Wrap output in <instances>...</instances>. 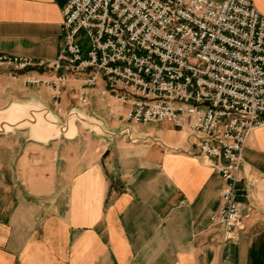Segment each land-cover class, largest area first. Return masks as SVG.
Returning a JSON list of instances; mask_svg holds the SVG:
<instances>
[{"label":"crops","instance_id":"crops-1","mask_svg":"<svg viewBox=\"0 0 264 264\" xmlns=\"http://www.w3.org/2000/svg\"><path fill=\"white\" fill-rule=\"evenodd\" d=\"M67 1L0 0V55L54 60ZM253 2L264 15V0ZM25 78L0 65V103L34 102L62 122L74 109L84 119L48 140L31 127L0 132V264H264V125L242 150L237 200L252 211L227 240L211 219L224 180L186 130L127 120V104L96 89L83 107L74 90L56 100L47 83Z\"/></svg>","mask_w":264,"mask_h":264},{"label":"built area","instance_id":"built-area-1","mask_svg":"<svg viewBox=\"0 0 264 264\" xmlns=\"http://www.w3.org/2000/svg\"><path fill=\"white\" fill-rule=\"evenodd\" d=\"M62 14L54 60L1 54L0 65L47 83L56 100L74 90L83 107L96 89L127 104V120L186 130L224 180L212 222L237 239L252 211L237 200L242 150L264 125V15L253 0H68Z\"/></svg>","mask_w":264,"mask_h":264},{"label":"bare ground","instance_id":"bare-ground-1","mask_svg":"<svg viewBox=\"0 0 264 264\" xmlns=\"http://www.w3.org/2000/svg\"><path fill=\"white\" fill-rule=\"evenodd\" d=\"M76 118H80L82 120L84 119V117L77 112L71 114L69 118V124L71 126L73 125ZM15 125L31 126L34 135L43 140H48L49 138H51V136H53V132L54 134H60L61 132L57 127L56 117L54 116V114L50 110H48V113L46 115L38 107V104H34L32 102H12L8 107L0 110V127L8 130L13 128V126ZM68 133L71 134L70 131Z\"/></svg>","mask_w":264,"mask_h":264},{"label":"water","instance_id":"water-1","mask_svg":"<svg viewBox=\"0 0 264 264\" xmlns=\"http://www.w3.org/2000/svg\"><path fill=\"white\" fill-rule=\"evenodd\" d=\"M31 103V102H30ZM32 103H34V102H32ZM34 104H37V103H34ZM42 109H44L42 112H44L46 115H47V113H48V110L49 109H47V108H41V110ZM74 111H76V110H74ZM77 112V111H76ZM78 113V112H77ZM78 114H80L81 116H82V114L81 113H78ZM55 116V115H54ZM56 117V116H55ZM70 117V116H69ZM69 117H68V119L65 121V122H62V121H60L57 117H56V124H57V127L60 129V133H62V132H66V129H67V126H68V121H69ZM20 127H31V126H29V125H25V126H17V125H15V126H13V128H11V129H8V130H6L5 128H2V127H0V132H8V131H12V130H14L15 128H20Z\"/></svg>","mask_w":264,"mask_h":264},{"label":"rangeland","instance_id":"rangeland-1","mask_svg":"<svg viewBox=\"0 0 264 264\" xmlns=\"http://www.w3.org/2000/svg\"><path fill=\"white\" fill-rule=\"evenodd\" d=\"M13 101H19V100H17L16 98H12V99H10V100H8V101H5V102H3V103H0V109H3V108H6L7 106H9ZM20 102H22V101H20ZM38 107L41 109V108H44L42 105H40V104H38ZM44 109H42L41 111H43ZM65 117H69V116H65ZM65 117H63V118H65ZM70 118V117H69ZM77 119V118H76ZM66 119H64V121H65ZM52 134H54V132L52 133ZM59 134V133H58ZM51 135V134H50Z\"/></svg>","mask_w":264,"mask_h":264}]
</instances>
